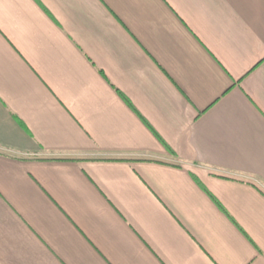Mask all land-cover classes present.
<instances>
[{"label": "crops", "instance_id": "crops-1", "mask_svg": "<svg viewBox=\"0 0 264 264\" xmlns=\"http://www.w3.org/2000/svg\"><path fill=\"white\" fill-rule=\"evenodd\" d=\"M0 264H264V0H0Z\"/></svg>", "mask_w": 264, "mask_h": 264}]
</instances>
